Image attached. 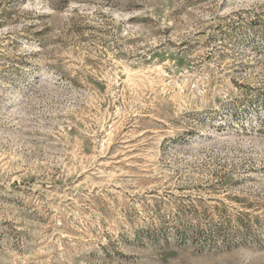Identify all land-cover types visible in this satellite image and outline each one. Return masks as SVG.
Returning <instances> with one entry per match:
<instances>
[{"label":"rangeland","instance_id":"1","mask_svg":"<svg viewBox=\"0 0 264 264\" xmlns=\"http://www.w3.org/2000/svg\"><path fill=\"white\" fill-rule=\"evenodd\" d=\"M0 264H264V0H0Z\"/></svg>","mask_w":264,"mask_h":264}]
</instances>
